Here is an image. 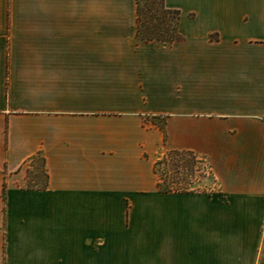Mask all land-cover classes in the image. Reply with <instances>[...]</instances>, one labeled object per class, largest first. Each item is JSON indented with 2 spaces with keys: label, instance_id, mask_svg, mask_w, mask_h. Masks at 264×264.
<instances>
[{
  "label": "crops",
  "instance_id": "obj_1",
  "mask_svg": "<svg viewBox=\"0 0 264 264\" xmlns=\"http://www.w3.org/2000/svg\"><path fill=\"white\" fill-rule=\"evenodd\" d=\"M165 4L169 45L137 0H0V264H264V0ZM172 149L213 187L160 191Z\"/></svg>",
  "mask_w": 264,
  "mask_h": 264
},
{
  "label": "rangeland",
  "instance_id": "obj_2",
  "mask_svg": "<svg viewBox=\"0 0 264 264\" xmlns=\"http://www.w3.org/2000/svg\"><path fill=\"white\" fill-rule=\"evenodd\" d=\"M143 26L142 35L145 33L161 31L163 28L172 29L176 23V13L166 12L163 8V0H140ZM159 124L163 123V116L153 117ZM164 153L158 156L163 158ZM29 168V185L42 186L46 182L45 169L40 156L32 162ZM158 179L164 178L166 185L184 190H203L211 188V171L208 164L196 155L182 151L172 154L164 162L157 165ZM209 177V180L205 179Z\"/></svg>",
  "mask_w": 264,
  "mask_h": 264
},
{
  "label": "trees",
  "instance_id": "obj_3",
  "mask_svg": "<svg viewBox=\"0 0 264 264\" xmlns=\"http://www.w3.org/2000/svg\"><path fill=\"white\" fill-rule=\"evenodd\" d=\"M137 3H138V9H137V11H138V31H137L136 37H137L138 42H147V41L154 40V41L160 42L162 44L169 45V44L173 43L174 41L179 40V39L182 38V35L179 32V20H180V17H181V10L180 9H172V8L167 7L166 4H165V0H163V8H164V10L166 12H172L173 11L174 13H176V20L177 21H176V23H175V25L173 27V31H172V29H169V28H163V30H161V31L145 33V34L142 35V32H143V30H142L143 18H142V10H141V6H140V0H137ZM182 151H188V150L172 149V150H169V151L165 152L163 158L159 157V159H157L156 163H155L156 173H158V169H157V165L158 164H160L161 162H164L165 159H167L172 154L179 153V152H182ZM188 152L196 155L192 151H188ZM200 159H202V158H200ZM158 188L162 192H168V191H172V190H175V191H188V190H184V189H181V188H173V187H170V186L166 185L165 179L163 177L158 179Z\"/></svg>",
  "mask_w": 264,
  "mask_h": 264
}]
</instances>
